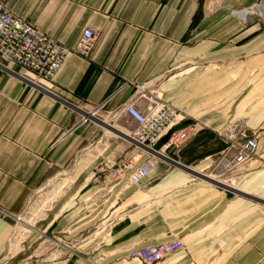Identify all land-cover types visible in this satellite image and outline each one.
<instances>
[{
  "label": "crops",
  "instance_id": "obj_1",
  "mask_svg": "<svg viewBox=\"0 0 264 264\" xmlns=\"http://www.w3.org/2000/svg\"><path fill=\"white\" fill-rule=\"evenodd\" d=\"M0 6L67 48L85 29L96 36L86 59L67 56L51 91L0 71V257L12 221L56 176L41 196L44 211L58 199L43 215L42 232L61 233L96 209L118 216L99 253L103 264H139L130 251L176 239L184 250L162 264H264V0H0ZM138 85L185 116L173 131L198 130L178 150L164 147L170 132L163 136L154 146L161 157L139 184L128 181L129 171L109 186L96 185L98 169L105 174L135 152L116 140L92 146L93 122L58 142L77 117L69 103L99 106L124 86L106 110L126 122L120 106ZM103 118L97 124L106 137L120 136ZM237 120L258 139L255 159L232 186L207 176L228 148L221 135Z\"/></svg>",
  "mask_w": 264,
  "mask_h": 264
},
{
  "label": "built area",
  "instance_id": "obj_2",
  "mask_svg": "<svg viewBox=\"0 0 264 264\" xmlns=\"http://www.w3.org/2000/svg\"><path fill=\"white\" fill-rule=\"evenodd\" d=\"M95 40L94 32L85 29L76 45L67 48L36 29L32 23L0 6V71L19 77L36 89L51 91L54 77L67 56L86 59L93 49ZM122 87L124 86L114 90L99 106L88 107L83 103H69L77 117L73 127L63 134L58 142H62L79 128L92 123L93 117L106 111L111 100L120 93ZM134 88L130 99L120 106L119 113L127 118L125 127L130 128L127 139L134 146L135 155L130 160H120L118 165L115 164L116 168L110 167L102 175L101 181H98L100 178L96 175L94 179L97 183L114 182L130 171L127 176L128 181L131 184H139L150 174L155 162L160 159L161 153L155 150L154 146L163 136L170 132L164 147L178 150L198 130L196 125H191L173 131L185 116L169 103L161 101L154 92L142 93L140 85ZM141 100L146 103L143 108L137 106ZM221 138L228 143V148L216 157L209 170L216 180L209 179L233 186L241 177L243 169L256 157L258 135L256 131H249L243 120H237L230 124ZM239 141L243 143L240 144ZM144 156L146 157L143 158ZM114 223L115 221L111 226ZM183 250L182 241L176 239L172 242L132 250L128 258L139 264H161Z\"/></svg>",
  "mask_w": 264,
  "mask_h": 264
},
{
  "label": "rangeland",
  "instance_id": "obj_3",
  "mask_svg": "<svg viewBox=\"0 0 264 264\" xmlns=\"http://www.w3.org/2000/svg\"><path fill=\"white\" fill-rule=\"evenodd\" d=\"M105 116H109L112 120H115L116 127L122 128L127 134L129 133L130 128L125 127V119L117 114V112L109 115L106 110L94 118L99 119ZM92 122L97 126L96 139L92 146L99 140H103L104 145L105 142L111 143L116 140L134 149V146H132L127 138H123L122 136L113 137L112 133L110 135L108 133V136H112L107 138L105 132L97 122L95 120H92ZM120 160H114L110 167L116 168ZM114 165L115 167H113ZM89 168L90 165L83 171H87ZM100 169H98V173L96 174L100 178L98 181L102 180L101 177L105 172ZM55 177L49 178L35 192L31 202L12 221L11 235L4 253L0 257V264H55V262H58L57 264H103L99 253L102 252L105 236L111 224L119 218L118 216L107 214L102 217L103 212H100L101 209H96L85 217V221L74 225L72 228L63 230L61 233L44 234L42 232L41 228L44 225L43 218L48 212L53 210V205L58 199L53 202L49 209L44 211L46 206H41V196L50 191L55 183L58 182L59 178L56 179ZM110 184L96 183V185L101 186H109ZM52 195H54V191ZM103 195L102 192L98 194L100 197ZM100 216L101 218L99 219Z\"/></svg>",
  "mask_w": 264,
  "mask_h": 264
},
{
  "label": "bare ground",
  "instance_id": "obj_4",
  "mask_svg": "<svg viewBox=\"0 0 264 264\" xmlns=\"http://www.w3.org/2000/svg\"><path fill=\"white\" fill-rule=\"evenodd\" d=\"M263 11V14H264V10H262ZM244 15H246V14H244ZM79 113L81 112V111H78ZM110 115V114H109ZM98 116V115H97ZM93 119L96 121V122H100V118L99 119H95L94 117H93ZM103 120H107V121H109V123L114 127V129H116L117 131H119V133H120V136H122L123 138H127V136H128V134L122 129V128H120V127H116L117 125H116V122H115V120H112V118H110L109 116H105L104 118H103ZM116 125V126H115ZM112 136V135H111ZM119 136V137H120ZM75 170V169H74ZM65 173V172H64ZM63 174V173H62ZM66 174V173H65ZM63 176V175H62ZM208 178H210V179H212V180H216L215 179V177L213 176V175H209V176H207Z\"/></svg>",
  "mask_w": 264,
  "mask_h": 264
},
{
  "label": "trees",
  "instance_id": "obj_5",
  "mask_svg": "<svg viewBox=\"0 0 264 264\" xmlns=\"http://www.w3.org/2000/svg\"><path fill=\"white\" fill-rule=\"evenodd\" d=\"M203 0H200V2H202Z\"/></svg>",
  "mask_w": 264,
  "mask_h": 264
}]
</instances>
